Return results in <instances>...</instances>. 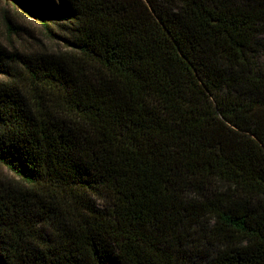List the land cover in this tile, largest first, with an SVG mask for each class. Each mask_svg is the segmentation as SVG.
Returning <instances> with one entry per match:
<instances>
[{"label":"trees","instance_id":"1","mask_svg":"<svg viewBox=\"0 0 264 264\" xmlns=\"http://www.w3.org/2000/svg\"><path fill=\"white\" fill-rule=\"evenodd\" d=\"M15 1L0 264H264V0Z\"/></svg>","mask_w":264,"mask_h":264},{"label":"rangeland","instance_id":"2","mask_svg":"<svg viewBox=\"0 0 264 264\" xmlns=\"http://www.w3.org/2000/svg\"><path fill=\"white\" fill-rule=\"evenodd\" d=\"M0 44L9 51L32 54L64 49L61 43L49 37L39 20L15 0H0ZM6 78L7 76L0 75V80ZM12 178L15 177L0 166V179L7 181ZM213 249L214 247L208 244L202 253L195 250L193 254H197L193 256L192 264L207 261Z\"/></svg>","mask_w":264,"mask_h":264}]
</instances>
